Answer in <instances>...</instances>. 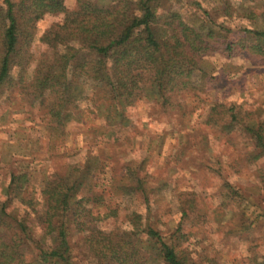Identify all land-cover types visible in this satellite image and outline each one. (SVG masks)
I'll return each instance as SVG.
<instances>
[{"label":"trees","instance_id":"obj_1","mask_svg":"<svg viewBox=\"0 0 264 264\" xmlns=\"http://www.w3.org/2000/svg\"><path fill=\"white\" fill-rule=\"evenodd\" d=\"M246 1L254 0H241V4ZM2 2L0 94L19 85L26 102L39 106L48 119L52 133L61 134L72 121L84 123V113H89L101 120L105 130L99 129L100 135L110 139L130 125L126 110L136 99L179 106L177 98L197 88L200 79L195 75L203 79L208 74L206 57L229 56L235 48L234 41L215 35L206 22L196 28L178 12L160 15V0H76L72 10L66 9L64 0ZM235 10L226 4L221 13L228 17ZM59 13H64L62 21L39 38L46 50L26 81L32 59L27 50L33 40L31 30L44 15ZM242 16L252 18V9ZM252 32L264 42V31ZM249 49L264 55V44H250ZM225 103H212L206 123L232 129L250 114ZM243 128L251 134L256 161L264 156V133L259 125ZM102 166L99 156L89 153L83 163H69L63 170L43 175L42 188L29 198L23 196L29 173L11 171L1 190L5 199L0 198V264H74L76 251L70 244L74 233L81 236L87 264H196L172 243L177 230L167 241L149 215L137 211V204L126 216L128 228L108 229L100 224L117 216L116 208L102 215L93 211L102 199L96 188L107 181ZM122 169L111 176L115 189L131 201L142 198L149 209L152 190L145 186L140 168L125 163ZM15 199L18 203L13 205ZM179 211L186 215L184 207ZM37 227L42 230L39 235Z\"/></svg>","mask_w":264,"mask_h":264},{"label":"rangeland","instance_id":"obj_2","mask_svg":"<svg viewBox=\"0 0 264 264\" xmlns=\"http://www.w3.org/2000/svg\"><path fill=\"white\" fill-rule=\"evenodd\" d=\"M64 4L72 10L76 0ZM226 4L236 9L228 17L221 13ZM1 6H5L2 0ZM250 9L252 18L242 16ZM174 11L196 28L206 22L215 35L235 42L234 51L206 57L208 74L203 79L195 75L200 79L197 88L178 97L179 106L136 99L126 110L130 125L110 139L100 135L99 129L105 128L89 113H84V123L72 121L61 134L52 133L48 119L39 106L26 102L19 85L6 87L0 94V198L5 199L1 190L13 170L29 173L23 196L36 197L43 175L97 154L105 164L102 173L106 172L107 181L96 188L102 199L93 211L100 215L108 208L117 211L101 225L128 228L126 216L137 204V211L149 215L167 241L177 230L172 243L196 264H264V156L252 160L251 134L243 128L259 125L264 133V55L249 49L250 44H264L252 32L264 31V0L242 4L241 0H160V15ZM63 17L64 13L46 14L35 22L27 47L32 59L26 81L46 50L40 36ZM13 73L16 82V69ZM216 100L227 107L234 103L236 110L250 114L232 129L208 124L206 113ZM125 163L138 166L145 186L152 190L147 210L142 198L131 201L110 181ZM17 203L15 199L13 205ZM41 232L37 227L36 234ZM80 239L74 233L70 241L76 251L74 264H87Z\"/></svg>","mask_w":264,"mask_h":264}]
</instances>
